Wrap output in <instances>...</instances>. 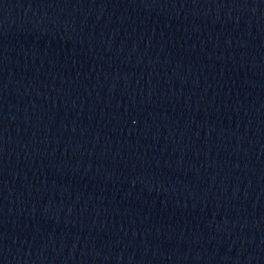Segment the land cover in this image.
<instances>
[{
  "label": "water",
  "instance_id": "95a60500",
  "mask_svg": "<svg viewBox=\"0 0 264 264\" xmlns=\"http://www.w3.org/2000/svg\"><path fill=\"white\" fill-rule=\"evenodd\" d=\"M0 264H264V0H0Z\"/></svg>",
  "mask_w": 264,
  "mask_h": 264
}]
</instances>
